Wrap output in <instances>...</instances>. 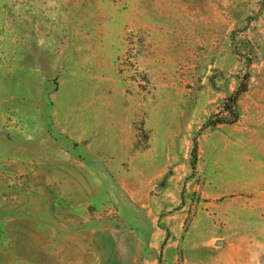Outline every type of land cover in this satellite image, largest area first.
<instances>
[{"label": "rangeland", "instance_id": "1", "mask_svg": "<svg viewBox=\"0 0 264 264\" xmlns=\"http://www.w3.org/2000/svg\"><path fill=\"white\" fill-rule=\"evenodd\" d=\"M0 264H264V0H0Z\"/></svg>", "mask_w": 264, "mask_h": 264}, {"label": "water", "instance_id": "2", "mask_svg": "<svg viewBox=\"0 0 264 264\" xmlns=\"http://www.w3.org/2000/svg\"><path fill=\"white\" fill-rule=\"evenodd\" d=\"M217 245H220V241L217 242Z\"/></svg>", "mask_w": 264, "mask_h": 264}]
</instances>
